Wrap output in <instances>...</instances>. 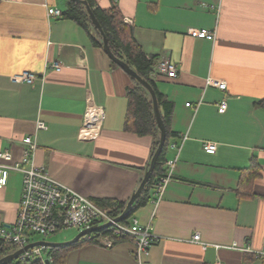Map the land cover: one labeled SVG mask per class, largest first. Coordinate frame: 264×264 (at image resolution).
<instances>
[{"label":"crops","instance_id":"crops-1","mask_svg":"<svg viewBox=\"0 0 264 264\" xmlns=\"http://www.w3.org/2000/svg\"><path fill=\"white\" fill-rule=\"evenodd\" d=\"M96 2L104 9L117 3L144 53L156 58L157 88L173 103L177 136L167 158L176 159L173 177L160 200L156 185L131 216L159 237L143 264H264L254 253L264 246V107L257 104L264 99V0ZM53 7L64 11L66 0H0V153L12 155L0 164L20 162L23 139L31 137L34 164L57 181L95 202L129 201L153 146L152 136L124 128L132 80L81 25L50 17ZM201 29L216 38L190 32ZM165 60L176 65L175 78L159 72ZM24 72L37 79L13 80ZM208 77L226 82V91L206 87ZM90 103L105 114L96 133H84ZM207 143L217 145L215 153L205 151ZM249 171L251 183L240 197ZM23 188L22 172L10 171L0 188V229L15 223ZM195 233L210 245L192 243ZM53 264L140 263L134 242L124 238L71 247Z\"/></svg>","mask_w":264,"mask_h":264},{"label":"built area","instance_id":"built-area-1","mask_svg":"<svg viewBox=\"0 0 264 264\" xmlns=\"http://www.w3.org/2000/svg\"><path fill=\"white\" fill-rule=\"evenodd\" d=\"M48 14L50 17H61L62 11L53 7L48 9ZM190 32L193 36L208 40L216 38V34L207 29L191 30ZM53 68L60 69V65L56 63ZM158 70L171 78L177 76L176 65L168 60L162 61L158 66ZM36 79L37 76L29 72L13 77L14 81L20 83H32ZM206 87H215L226 91L227 84L220 79L208 77ZM187 105L189 106L190 104ZM226 109L227 102L223 100L219 104L218 110L223 113ZM104 117V111L90 103L85 113L84 133H96L99 131ZM37 128L46 129V125L43 122H38ZM23 143L27 145V149L20 162L7 165L0 164V188L7 185L9 172L12 170L22 172L24 187L17 219L13 225L0 229V241L21 249L32 243L31 237L33 235L48 237L57 233L61 228L71 227L82 231L111 222V226L108 228L85 235L83 237L84 241L87 243L97 241L103 245L111 246L115 236L129 238L134 242L137 260L140 264H143V258L149 255L150 247L159 238L153 233L152 225L142 224L136 217L114 222V217L95 201L54 179L44 166L34 164L32 152L36 144L31 137L23 139ZM172 146L175 147L176 145ZM204 149L207 153L213 154L217 150V145L215 143H207ZM0 157L9 161L12 159L11 153L8 152L0 153ZM27 164L29 166L25 167L24 165ZM175 164L176 159L167 161V172L159 179L156 186L157 200L162 198L168 183L172 179ZM105 230H109V232L102 234ZM190 241L201 245L204 249L210 245L202 241L200 233H195ZM47 248L45 246H36L25 250L19 257L21 259L37 257L45 264L44 251ZM232 248L243 251L250 250L237 247V245H233ZM254 253L264 257V246L261 250L254 251ZM48 259L50 264H52V259ZM212 264L223 263L216 261Z\"/></svg>","mask_w":264,"mask_h":264},{"label":"trees","instance_id":"trees-1","mask_svg":"<svg viewBox=\"0 0 264 264\" xmlns=\"http://www.w3.org/2000/svg\"><path fill=\"white\" fill-rule=\"evenodd\" d=\"M86 1L100 22L113 54L125 61L132 69H134V71L137 72V74L142 79L146 80L153 87L154 91L156 92L159 108L166 127V140L162 152L158 157L149 182L143 188L141 194L135 201L129 216L126 218L129 219L139 207L146 204L152 198L153 188L157 185L159 179L167 172L166 162L170 150L171 140L173 137L177 136L176 133L171 129L173 103L170 102L157 88L154 77V74H156V58L148 57L144 53L141 45L134 37L132 27L125 23L124 16L117 3L112 2L111 7L104 9L98 5L96 0ZM61 17L74 20L79 25H81L87 31L92 41L103 49V37L91 21L84 4L73 0H66V9L62 11ZM111 63L113 66L119 67L112 60ZM130 78L132 80V85L129 87L127 93V111L124 128L126 131L134 132L138 135L152 136V155L146 166L145 170H147L150 167L153 155L159 146L161 131L155 120L152 97L149 91L137 79L131 76ZM257 104L264 107V99L260 100ZM253 174L254 173L252 171H249L247 179H244V181L242 180L241 185L237 190L240 197H244L247 189L246 186L247 184L251 183V177H253ZM96 203L106 209L108 213L115 218L124 212L128 201L124 202L115 199H99ZM107 232H109V230L103 231L102 234H106ZM120 239L124 238L116 236L113 237V244L118 242ZM84 243L87 242L81 238L74 244L62 247L47 248L44 252L51 257L53 264L54 262L62 261L66 251L69 248ZM90 243L98 242L92 241ZM0 250L2 251V256H5L16 252L18 248L14 245L5 244L0 241ZM7 264L43 263L37 257H31L28 259H21L18 257Z\"/></svg>","mask_w":264,"mask_h":264},{"label":"water","instance_id":"water-1","mask_svg":"<svg viewBox=\"0 0 264 264\" xmlns=\"http://www.w3.org/2000/svg\"><path fill=\"white\" fill-rule=\"evenodd\" d=\"M73 1H77V2L82 3L86 6V10L89 14L91 21L93 22V24L99 30V32L101 33V35L103 37V50L108 55V57L112 61H114L120 68H122L128 75L137 79L149 91V93L152 97L155 120L157 122V125H158L160 131H161L160 143H159L157 150L155 151V153L153 155L150 167L145 171L143 179H142L138 189L131 196L130 200L128 201V203L126 205L124 212L120 216L114 218V222H120L129 216L130 211L132 210L135 201L137 200V198L141 194L143 188L149 182V180L153 174L156 162H157L158 157L160 156L162 149L164 147V144H165L166 127H165L164 120H163L162 115H161V111L159 108L156 92L154 91L153 87L146 80L142 79L137 74V72L134 71V69H132L125 61L121 60L120 58L116 57L113 54V52L111 51L110 46L108 44V39H107V37H106L102 27H101V24L98 21L96 15L94 14V11L88 5L87 1L86 0H73ZM109 226H111V222H108V223H105L102 225H98V226H93V227L88 228V229H84V230L80 231L77 234V236L74 237L72 240L66 241V242L52 243V242H47L45 240H42V241H37V242L31 243L29 245H26L24 248L18 249L16 252H14L12 254L3 256L0 259V264H7L12 260L17 259L25 250H28L30 248H34L36 246H45L48 248H54V247H62V246L74 244V243L78 242L81 238H83L85 235L93 233V232H97L99 230L106 229ZM45 264H50V260L48 258L45 259Z\"/></svg>","mask_w":264,"mask_h":264},{"label":"rangeland","instance_id":"rangeland-1","mask_svg":"<svg viewBox=\"0 0 264 264\" xmlns=\"http://www.w3.org/2000/svg\"><path fill=\"white\" fill-rule=\"evenodd\" d=\"M81 230L76 228H61L57 233L50 235L48 237H43L40 235H35L37 241L45 240L52 243H60L72 240ZM45 255V254H44Z\"/></svg>","mask_w":264,"mask_h":264}]
</instances>
